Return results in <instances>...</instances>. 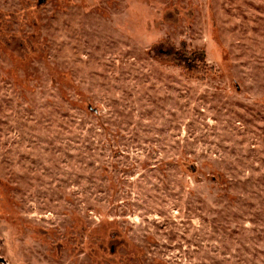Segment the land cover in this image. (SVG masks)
<instances>
[{
  "label": "rangeland",
  "instance_id": "1",
  "mask_svg": "<svg viewBox=\"0 0 264 264\" xmlns=\"http://www.w3.org/2000/svg\"><path fill=\"white\" fill-rule=\"evenodd\" d=\"M0 264H264V0H0Z\"/></svg>",
  "mask_w": 264,
  "mask_h": 264
},
{
  "label": "clouds",
  "instance_id": "2",
  "mask_svg": "<svg viewBox=\"0 0 264 264\" xmlns=\"http://www.w3.org/2000/svg\"><path fill=\"white\" fill-rule=\"evenodd\" d=\"M135 40L137 47L144 48L147 51L151 50L155 44L163 41V37L161 34L146 31H139L135 35Z\"/></svg>",
  "mask_w": 264,
  "mask_h": 264
}]
</instances>
